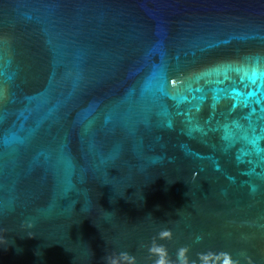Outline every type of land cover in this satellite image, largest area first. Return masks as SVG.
<instances>
[{
  "label": "water",
  "instance_id": "1",
  "mask_svg": "<svg viewBox=\"0 0 264 264\" xmlns=\"http://www.w3.org/2000/svg\"><path fill=\"white\" fill-rule=\"evenodd\" d=\"M153 243L264 264V0H0V264Z\"/></svg>",
  "mask_w": 264,
  "mask_h": 264
},
{
  "label": "clouds",
  "instance_id": "2",
  "mask_svg": "<svg viewBox=\"0 0 264 264\" xmlns=\"http://www.w3.org/2000/svg\"><path fill=\"white\" fill-rule=\"evenodd\" d=\"M24 226L30 229L34 227V224L29 222ZM171 238V230H165L159 233V239ZM197 239L200 240L202 237H198ZM189 251L188 247H181L177 250L178 264H209L210 258H214L212 259L211 264H216L217 261H219V264H239V261L235 260L232 254L226 251L197 253L196 259L190 258ZM149 252L157 254V259L154 264H171V261L167 259V251L162 245L153 243V245L149 247ZM246 259L247 264H253L251 257H246ZM121 261L127 262V264H135V257L128 252H121L115 256L107 258V264H121Z\"/></svg>",
  "mask_w": 264,
  "mask_h": 264
}]
</instances>
